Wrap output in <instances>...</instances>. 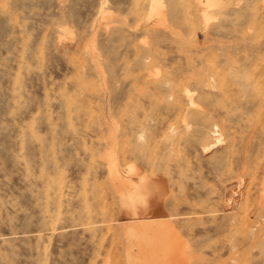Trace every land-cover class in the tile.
Instances as JSON below:
<instances>
[{"label": "rangeland", "instance_id": "rangeland-1", "mask_svg": "<svg viewBox=\"0 0 264 264\" xmlns=\"http://www.w3.org/2000/svg\"><path fill=\"white\" fill-rule=\"evenodd\" d=\"M214 1L0 0V264H264V0Z\"/></svg>", "mask_w": 264, "mask_h": 264}, {"label": "bare ground", "instance_id": "bare-ground-1", "mask_svg": "<svg viewBox=\"0 0 264 264\" xmlns=\"http://www.w3.org/2000/svg\"><path fill=\"white\" fill-rule=\"evenodd\" d=\"M208 2H210V1H208ZM211 3H212V1H211ZM216 141L219 142L218 139L215 140V142ZM215 142H213V144ZM135 194H136L135 197H133V192H132L131 197L137 198V199L141 197V195H139V194L137 195V193H135ZM130 195H131V193H130ZM130 195H128V196H130ZM144 220L145 219H141L138 221L141 223ZM147 221H152V222H150L149 226L148 225L143 226V224H140L138 222L139 224L134 225L132 227H129L130 228V237L136 239V241L138 240L140 242V246H142V248L144 245L147 244L148 246H150V248H152L154 250V252H157L156 254L160 253V256L162 255V257H160L159 259L162 260L164 258V255L167 256V254H168L167 253V247L169 248V246L167 244L168 241L166 238L167 232H168V227H167V225H165L166 222H163V221H165L163 218H150ZM158 251H159V253H158ZM129 264H133L132 259L129 261Z\"/></svg>", "mask_w": 264, "mask_h": 264}]
</instances>
